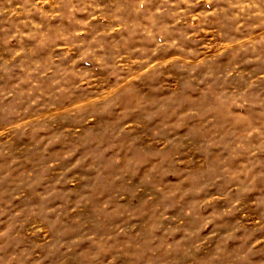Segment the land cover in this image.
Instances as JSON below:
<instances>
[{
    "label": "rangeland",
    "instance_id": "obj_1",
    "mask_svg": "<svg viewBox=\"0 0 264 264\" xmlns=\"http://www.w3.org/2000/svg\"><path fill=\"white\" fill-rule=\"evenodd\" d=\"M0 264H264V0H0Z\"/></svg>",
    "mask_w": 264,
    "mask_h": 264
}]
</instances>
